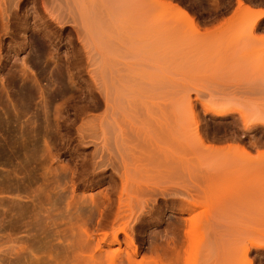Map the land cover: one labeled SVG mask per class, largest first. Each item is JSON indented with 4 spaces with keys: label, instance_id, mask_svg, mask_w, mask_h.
I'll use <instances>...</instances> for the list:
<instances>
[{
    "label": "rangeland",
    "instance_id": "obj_1",
    "mask_svg": "<svg viewBox=\"0 0 264 264\" xmlns=\"http://www.w3.org/2000/svg\"><path fill=\"white\" fill-rule=\"evenodd\" d=\"M6 1L0 264H264V0Z\"/></svg>",
    "mask_w": 264,
    "mask_h": 264
},
{
    "label": "bare ground",
    "instance_id": "obj_2",
    "mask_svg": "<svg viewBox=\"0 0 264 264\" xmlns=\"http://www.w3.org/2000/svg\"><path fill=\"white\" fill-rule=\"evenodd\" d=\"M7 2H8V1H6V0H0V4H1L0 7H4V11H5V12L7 11L8 6H10V5H8L9 3L7 4ZM44 2H45V1H44ZM175 7H176V6H175ZM175 7H173V8H175ZM175 9H176V8H175ZM181 10H182V9H181ZM178 11H179V9H178ZM182 14H183V16L187 19V20H185V21H189V22H188V25H189V23H191V24L193 23L194 20L192 19V17H191L187 12L183 11ZM7 15H8V14H7ZM186 23H187V22H186ZM194 25H195V23H194ZM189 26H190V25H189ZM195 26H196V25H195ZM193 27H194V26H193ZM254 27H255V26H254ZM195 29H196V28H195ZM198 29H199V27H198ZM195 31H196V30H195ZM199 31H200V30H199ZM199 31H198V32H199ZM212 111H213V110H212ZM214 112H215V111H214ZM216 112H217V113H216ZM216 112H215L216 114H219V115H223V114H224V115H225V113H226L227 111H225V110H217ZM158 134H159V133H158ZM163 140H164V139H163ZM160 142L162 143L163 141H160ZM160 142H159V143H160ZM164 144H165V143H164ZM166 144H167V143H166ZM161 145H162V144H161ZM162 146H163V145H162ZM158 147H159V146H158ZM166 147H167V145H166ZM169 147H170V146H169ZM167 148H168V147H167ZM241 148H242V147H241ZM155 149H156V147H155ZM172 149H173V148H172ZM161 150H162V149H161ZM163 150H164V149H163ZM242 150H243V148H242ZM165 151H166V150H165ZM171 151H172V150H171ZM243 151H244V150H243ZM245 152H246V151H245ZM160 153H161V152H160ZM156 154H157V153H156ZM170 154H171V153H170ZM165 156H166V155H165ZM186 156H187V155H186ZM168 157H169V156H168ZM172 157H173V154H172ZM158 158H159V157H158ZM170 158H171V157H170ZM170 158H169V159H170ZM174 158H175V157H174ZM177 158H178V157H177ZM180 158H181V157H180ZM162 159H163V158H162ZM166 159H168V158H166ZM171 159H172V158H171ZM171 159H170V160H171ZM182 159H183V158H182ZM187 159H188V158H187ZM152 160H153V159H152ZM153 161H154V160H153ZM173 161H174V160H173ZM179 161H180V159H179ZM158 162H160V161H158ZM161 162H162V161H161ZM176 162H177V161H176ZM185 162H186V160H185ZM172 163H173V162H172ZM185 165H186V164H185ZM168 166H169V165H168ZM186 167H188V166H186ZM124 176H125V175H124ZM44 177H45V176H44ZM44 177H43V178H44ZM42 180H43V179H42ZM45 180H46V179H45ZM57 180H58V179H57ZM122 180H123V179H122ZM46 181H47V180H46ZM123 181H124V180H123ZM52 182H53V181H52ZM58 183H60V182H58ZM124 184H125V182H124ZM58 185H59V184H58ZM54 186H55V185H54ZM123 186H124V185H123ZM125 186H126V185H125ZM49 188H50V187H49ZM51 188H53V187H51ZM54 188H55V187H54ZM54 188H53V189H54ZM64 188H65V187H64ZM64 188H63V189H64ZM53 189H52V190H53ZM66 189H67V188H66ZM56 191H58V189H57ZM67 191H68V190H67ZM123 191H124V190H123ZM61 192H62V191H61ZM72 192H73V191H72ZM40 193H41V192H40ZM64 193H65V192H64ZM64 193H63V194H64ZM66 193H67V192H66ZM41 194H42V193H41ZM48 194H49V193H48ZM61 196H62V195H61ZM121 196H124V193H123V195H121ZM126 196H127V195H126ZM68 197H69V198H68L67 200L65 199V203H64V205H65L64 207H65V208H63V209L65 210L64 212L67 213V216H65L64 212H63V213L61 212L62 214H64L63 216H60L62 219L59 218V217H57V221H56V215H55V222H58V221H59L58 218L61 219V220H66V218L69 217L68 220H67V222L70 221V222H69L70 225L68 226L67 222L65 223V221H64V223H65V228H67V227L69 228L70 226H72L74 220H75V221H74V224L76 225V222H77L76 220H78L79 218H81V217H80V214L78 213L79 211H77L78 209L75 210V209L77 208V203H78V201H77V203L74 201V200H76V198L74 199V196H73L72 194H70V195L68 194ZM75 197H76V196H75ZM39 198H40V197H39ZM56 198H57V197H56ZM65 198H67V197H65ZM122 198H123V197H120V199H119V200H120V207H119V210H118V212H117V215H118L117 217L121 216L120 214H122V211H121L120 209H121L122 207H124V206H121L122 203H124L123 201H125V199L123 200ZM78 200H79V199H78ZM80 200H81V199H80ZM82 200L84 201V199H82ZM87 200H88V199H87ZM101 200H102V199H101V197H99V196H98V197H97V196L92 197L90 200H88L89 203L87 202V204H89L88 207L90 208V209H88V211L90 210V212H91L92 214H91V213H90V214L87 213V214H89V215L91 216V215L94 214V212H93L94 210H95V211L100 210V208L104 205L103 201H101ZM46 201H47V200H46ZM83 201H82V202H83ZM85 201H86V199H85ZM39 202H40V201H39ZM41 202H42V201H41ZM82 202H81V203H82ZM126 202H127V201H126ZM16 203H17V202H16ZM28 203H29V202H28ZM50 203H52V202H50ZM25 204H26V203H25ZM31 204H32V203H31ZM79 204H80V203H79ZM83 204H84V202H83ZM46 205H49V204L46 203ZM46 205H45V206H46ZM61 205H62V204H61ZM85 205H86V204H85ZM123 205H124V204H123ZM21 206H22V204H21ZM34 206H36V205H34ZM53 206H54V205H53ZM125 206H126V205H125ZM27 207H29V206H27ZM27 207H26V208H27ZM36 207H38V206H36ZM40 207H41V206H40ZM40 207H39V208H40ZM51 207H52V206H51ZM19 208H20V206H19ZM31 208H32V207H31ZM86 208H87V207H86ZM22 209H23V208H22ZM24 209H25V208H24ZM41 209H42V208H41ZM41 209H40V210H41ZM50 209H51V208H50ZM81 209H82V208H81ZM47 210H48V209H47ZM58 210H59V209H58ZM74 210L77 211V212H75ZM84 210H85V209H84ZM86 210H87V209H86ZM122 210H124V209H122ZM55 211H56V210H54L53 212H55ZM73 211H74V213H73ZM127 211H128V210H127ZM39 212H40V211H39ZM53 212H52V216H53ZM59 212H60V210H59ZM123 212H125V210H124ZM34 213H35V212H34ZM61 213H60V214H61ZM76 213H78L79 215H78V214L76 215ZM39 215H40V213H39ZM50 215H51V212H50ZM57 215H58V214H57ZM33 216H34V215H33ZM78 216H79V218H74V217H78ZM90 216H89V218H90ZM122 216H123V215H122ZM20 217H21V216H20ZM45 217H46V216H45ZM48 217H49V216H48ZM48 217H47V218H48ZM53 217H54V216H53ZM91 217H92V216H91ZM124 217H125V216H124ZM124 217H122V218H124ZM36 218H37V217H36ZM64 218H65V219H64ZM73 218H74V219H73ZM92 218H93V217H92ZM41 219H42V218H41ZM49 219L51 220V216H50ZM49 219H48V221H50ZM52 219H53V218H52ZM83 219H84V218H82V220H83ZM45 220H46V219H45ZM61 220H60V221H61ZM72 220H73V221H72ZM123 220H124V219H123ZM46 221H47V220H46ZM80 221H81V220H80ZM31 222H32V221H31ZM52 222H53V221H52ZM78 222H79V221H78ZM84 222L86 223L85 220H84ZM84 222H82V223H84ZM35 223H36V222H35ZM47 223H49V222H47ZM62 223H63V222H62ZM79 223H80V222H79ZM29 224H30V223H29ZM29 224H28V225H29ZM43 224H44V223H43ZM50 224H51V222H50ZM53 224H54V222L52 223V225H53ZM66 224H67V225H66ZM77 224H78V223H77ZM52 225H50L49 227H51ZM57 225H58L57 228L62 227V226H60V225H61V222H60V223L58 222ZM75 225H74V226H75ZM78 225H80V224H78ZM37 226H38V225H37ZM55 226H56V224H55ZM55 226L53 225L52 227H55ZM59 226H60V227H59ZM66 226H67V227H66ZM74 226H73V228L70 227L69 230H72L73 233L75 234L76 229H75V231L73 230V229L75 228ZM80 226H82V225H80ZM80 226H77V227H80ZM63 227H64V224H63ZM77 227H76V228H77ZM57 228H56V229H57ZM68 228H67V229H68ZM38 229H39V228H38ZM51 229H52V228H51ZM80 229H81V228H80ZM53 230H54V229H53ZM58 230H59V229H58ZM63 231L65 232V231H67V230L64 229ZM63 231H61V232H63ZM78 232H81V234H82V230L77 231L76 233H78ZM83 233H85V234H82V235H84L85 237L82 236V238H83V237L85 238V240L87 241L86 244H85V241H83V242H82V241H81V242L79 241L80 243H78V242H77L78 240L75 239V240H77V241H76V244H80L79 246H81V244H83V243L87 246V247H86V246L84 245L83 247L81 246V248L78 247L79 249H81L80 252H81L82 254L79 252L81 255L78 253V248L76 249V247H77L78 245L75 246V245L73 244L74 247H72V246H73V245H72V242H73L72 239H74L73 237H72V239H71V236H70V235H66V237H67V236H68V237L70 236L69 238L72 240L71 243L68 241V238H63V239H64L63 241H65V240L67 239L66 241H68V242L70 243V244L68 243L67 245H70V246H71V247H70V246H65L66 248H69V249L72 248L73 250H74V249L76 250V251L74 250V252H73L71 255L68 254L67 252H66L67 255H66V253H65L66 257H67L68 255H69V256H72V255H73V256H74V255L76 256V255H77L76 257L74 256V258L72 257L73 259H71V261H72V260H73V261H72V263H71V261H69V264H73V262L76 261V260H77V263H78V264H80V262H81L82 264H105L107 261H111L113 264H114V263L116 264L117 260L119 259V256H120V259H119L120 261L118 260V261H119V264H120V262H121V264H122V263L124 262L125 259H126L127 261L131 262V263L134 261L133 258H132V256L129 255V254L127 255V258L124 259V258H123V255H119L120 253H119V254H115V253H112L111 251H107V252H106V249H105V251H104V250L102 251V247H101V248L97 247L98 250H97V249H96V250L93 249V250L96 251V252H93V253L90 254V252H92V251H91V250H92V247H91L89 244H90V240H92L91 238H93V237H92V235H90L89 232H87V231H84ZM47 234H48V233H47ZM65 234H67V233H65ZM81 234H80V235H81ZM77 235H78V234H77ZM125 235L128 237L127 234H125ZM40 236H41V235H40ZM48 236H49V235H47V237H48ZM52 236L56 237L54 234H53V235L51 234V237H52ZM59 236H60V235H59ZM51 237H50V238H51ZM118 237H119L118 234H115V235H114V238H115V239H114V240H115L114 242H115V243H120ZM44 238H45V237H44ZM44 238H43V239H44ZM50 238H48V239H50ZM59 238H60V237L57 236V238H55V239H56V240L58 239V241L62 240L61 238H60V239H59ZM93 239H94V238H93ZM126 239H128V238H126ZM52 240H53V239H52ZM75 240H74V241H75ZM103 240H106V239L103 238ZM63 241H61V242H63ZM43 242H45V241H43ZM55 242H56V241H55ZM93 242H94V241H92V243H93ZM105 242H106V241H105ZM114 242H113V243H114ZM52 243H53V241H52ZM63 243H64V242H63ZM74 243H75V242H74ZM92 243H91V244H92ZM49 244H50V242H49ZM56 244H57V243H56ZM53 245H54V244H53ZM99 246H100V245H99ZM57 247H58V246L56 245V249H57ZM89 247H90L91 249H90ZM61 248H63V247H61ZM83 248H84V249H83ZM85 248H86V249H85ZM88 248H89V250H90L89 252H88ZM54 249H55V248H54ZM59 250H60V249H59ZM85 250H87V251H85ZM51 251H52V250H51ZM76 252H77V253H76ZM87 252H88V253H87ZM110 252L112 253V255L109 254ZM114 252L117 253V251H114ZM118 252H119V251H118ZM50 253H51V252H50ZM40 254H41V253H40ZM62 255H63V254H62ZM40 256H42V255H40ZM69 256H68V257H69ZM121 256H122V257H121ZM66 257H65V259H66ZM46 258H48V257H46ZM63 258H64V257H63ZM74 259H75V260H74ZM105 259H106L107 261H106ZM108 259H109V260H108ZM45 260H46V259H45ZM69 260H70V259H69ZM34 261H35V260H34ZM42 261H43V260H42ZM64 261H65V260H64ZM78 261H79V262H78ZM105 261H106V262H105ZM39 262H41V261L39 260ZM67 262H68V260H67ZM35 263H38V262H35ZM46 263H47V262H45V264H46ZM48 263H49V262H48ZM56 263L58 264V262H56ZM77 263H76V264H77ZM108 263H109V262H108ZM124 263H125V262H124ZM38 264H39V263H38ZM40 264H41V263H40ZM59 264H60V263H59ZM74 264H75V262H74Z\"/></svg>",
    "mask_w": 264,
    "mask_h": 264
}]
</instances>
